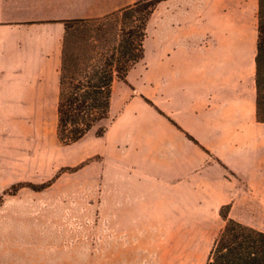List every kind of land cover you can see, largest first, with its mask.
<instances>
[{
  "label": "crops",
  "instance_id": "obj_1",
  "mask_svg": "<svg viewBox=\"0 0 264 264\" xmlns=\"http://www.w3.org/2000/svg\"><path fill=\"white\" fill-rule=\"evenodd\" d=\"M71 4L0 0V264H129V245L119 237L149 235L147 221L167 219L184 203L215 221L261 168L257 0H166L148 23L144 58L117 104L114 85L106 133L85 136L92 151L64 153L65 166H80V176L93 165L94 179L69 183L63 203L84 212L93 205L96 227H72L63 216L56 223L48 206L54 198L39 191L4 195L20 183L39 184L25 173L24 157L57 140L60 21L87 18L72 16Z\"/></svg>",
  "mask_w": 264,
  "mask_h": 264
},
{
  "label": "trees",
  "instance_id": "obj_2",
  "mask_svg": "<svg viewBox=\"0 0 264 264\" xmlns=\"http://www.w3.org/2000/svg\"><path fill=\"white\" fill-rule=\"evenodd\" d=\"M163 1L166 0H137L102 16L60 21L64 34L56 137L61 145L77 143L90 132L95 137L106 133L114 85L127 83L130 70L144 58L148 23ZM256 31L255 118L264 123V0H257ZM217 162L220 163L218 159ZM50 185L51 182L40 186L20 183L4 195L25 187L41 191ZM229 209V205L220 208L225 224L215 237L205 264H264V231L230 218Z\"/></svg>",
  "mask_w": 264,
  "mask_h": 264
},
{
  "label": "rangeland",
  "instance_id": "obj_3",
  "mask_svg": "<svg viewBox=\"0 0 264 264\" xmlns=\"http://www.w3.org/2000/svg\"><path fill=\"white\" fill-rule=\"evenodd\" d=\"M111 0H72L71 14L74 17H94L121 8L127 3L132 4L137 0H113L117 5L102 6ZM129 5V4H128ZM124 7V6H123ZM256 34V19L254 22ZM127 83H117L115 86V103L119 101L122 89H126ZM48 117L50 115L48 114ZM114 114L111 115V120ZM111 120L105 124L108 125ZM48 133L51 132L48 124ZM55 132V131H54ZM93 137V132L90 133ZM93 150V144L89 142V136L83 138L72 146H63L57 140L54 145L47 142L44 153L40 155L25 156L24 166L29 168L25 173L38 181L37 186L51 182L52 187L47 191H39L38 195L54 198V202L48 206L54 212L56 223L62 216L70 218L71 226L86 228L89 232L96 227L93 219V205H86L85 212L82 205L63 203V197L70 195L69 183L78 180H93V165L88 166L84 176H80L77 169L80 166L69 168L65 166L64 153L68 151H81L83 148ZM90 160L85 161L89 165ZM83 163V164H85ZM82 164V165H83ZM25 168V169H26ZM26 171V170H25ZM77 172V173H76ZM35 185V184H34ZM26 188V187H25ZM72 189V188H71ZM88 192L93 190L87 188ZM25 193L30 194L31 189L26 188ZM72 192L71 195H76ZM2 194L0 195V205ZM40 206H46L41 205ZM176 213H168L167 219H151L147 221L149 235L119 237V242L129 245V252H124L129 264H205L208 252L215 237L224 227L225 222L221 217L215 221L198 218L199 213L196 205L184 203ZM81 207V208H80ZM231 218L264 231V143L262 147V161L260 171L256 177L248 180L240 190L238 201L229 205ZM80 215H85L86 219ZM172 216V218H169ZM230 217V216H229ZM88 232V233H89ZM93 238V237H90ZM128 241V242H127ZM127 242V243H126ZM131 249V251H130Z\"/></svg>",
  "mask_w": 264,
  "mask_h": 264
}]
</instances>
